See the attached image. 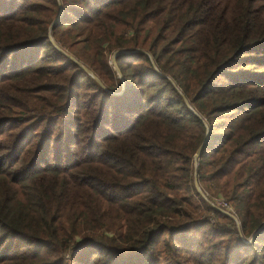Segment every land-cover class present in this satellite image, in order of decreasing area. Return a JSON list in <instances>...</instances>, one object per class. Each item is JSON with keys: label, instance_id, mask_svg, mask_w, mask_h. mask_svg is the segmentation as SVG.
Returning <instances> with one entry per match:
<instances>
[{"label": "trees", "instance_id": "1", "mask_svg": "<svg viewBox=\"0 0 264 264\" xmlns=\"http://www.w3.org/2000/svg\"><path fill=\"white\" fill-rule=\"evenodd\" d=\"M263 223L264 0H0V264H264Z\"/></svg>", "mask_w": 264, "mask_h": 264}, {"label": "built area", "instance_id": "2", "mask_svg": "<svg viewBox=\"0 0 264 264\" xmlns=\"http://www.w3.org/2000/svg\"><path fill=\"white\" fill-rule=\"evenodd\" d=\"M212 205H217V206H221L223 207V211L227 214V215H231L232 213V210L230 208V206L228 204H226L223 199L221 198H216L214 199L213 203H211Z\"/></svg>", "mask_w": 264, "mask_h": 264}, {"label": "water", "instance_id": "3", "mask_svg": "<svg viewBox=\"0 0 264 264\" xmlns=\"http://www.w3.org/2000/svg\"><path fill=\"white\" fill-rule=\"evenodd\" d=\"M113 67L115 68V66H113ZM116 72L118 73V70H116ZM199 149H200V148H198V149L196 150L195 154H194V158H195V159H196V157H197V155H198V153H199ZM194 185L197 186L195 180H194ZM197 189H198V188H197ZM263 224H264V223H263ZM263 224H262V225H263Z\"/></svg>", "mask_w": 264, "mask_h": 264}, {"label": "rangeland", "instance_id": "4", "mask_svg": "<svg viewBox=\"0 0 264 264\" xmlns=\"http://www.w3.org/2000/svg\"><path fill=\"white\" fill-rule=\"evenodd\" d=\"M111 60H112V59H111V57H110V62H111ZM116 73H117V72H116Z\"/></svg>", "mask_w": 264, "mask_h": 264}]
</instances>
